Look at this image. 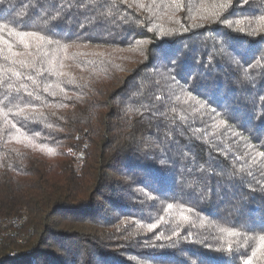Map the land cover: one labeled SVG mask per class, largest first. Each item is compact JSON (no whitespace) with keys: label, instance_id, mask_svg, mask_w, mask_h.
<instances>
[{"label":"trees","instance_id":"obj_1","mask_svg":"<svg viewBox=\"0 0 264 264\" xmlns=\"http://www.w3.org/2000/svg\"><path fill=\"white\" fill-rule=\"evenodd\" d=\"M0 264H264V0H0Z\"/></svg>","mask_w":264,"mask_h":264},{"label":"snow or ice","instance_id":"obj_2","mask_svg":"<svg viewBox=\"0 0 264 264\" xmlns=\"http://www.w3.org/2000/svg\"><path fill=\"white\" fill-rule=\"evenodd\" d=\"M22 37L24 36V35H28V36H33V35H35V33H31V32H29V33H21L20 34ZM39 39H43V37H38ZM49 43H51V41H48Z\"/></svg>","mask_w":264,"mask_h":264}]
</instances>
